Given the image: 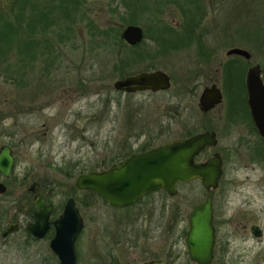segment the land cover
Masks as SVG:
<instances>
[{"label":"rangeland","instance_id":"1","mask_svg":"<svg viewBox=\"0 0 264 264\" xmlns=\"http://www.w3.org/2000/svg\"><path fill=\"white\" fill-rule=\"evenodd\" d=\"M43 1L24 3L28 9L29 3ZM80 1L82 14L70 23L67 42L54 45L57 60L48 67V74L39 78L43 90L31 103V110L14 114L16 110L7 101L18 97L16 89L0 80V115L10 113L0 122L7 129L17 130L11 147V174L8 180L0 177L6 187L0 195V214L8 213L2 227L10 216L21 225L19 231L0 239V264H40L44 257L53 255L48 237L26 241L23 232L29 218L19 208L32 181L54 182L51 202L63 204L67 197H73L83 222L74 242L76 264H98L113 256L120 264H138L152 258H165V264H194L187 258L183 240L187 211L205 197L198 180L178 184L173 196L153 192L129 209H113L101 199L83 206L76 199L84 195L73 188V179L79 173L105 168L104 162L126 151H138L150 136L154 138L152 146H156L201 130H212L217 143L195 160H203L213 151L222 159L220 186L213 197L211 264H264V153L246 115L237 107H229L215 71L218 61L230 57L225 50L234 46L249 52L246 67L260 64L252 45L244 43L236 32L245 28L244 16L232 0H200L207 14L196 25L193 41L160 46L155 60L142 59L130 69L139 71L146 63L163 70L170 77L169 89L126 96L112 88L117 79L111 69L113 53L100 43V36L93 34L121 29V19H127L128 12L134 10L136 24L143 29V47L151 49L154 22L158 19L171 26L179 23L188 0L166 4L161 2L164 0ZM129 3L137 5L133 8ZM16 4L14 0H0V10H14ZM35 71L39 69L35 67ZM213 82L221 88L222 101L202 113L197 107L198 95ZM6 140L3 136L0 144ZM65 170H71L68 180L63 178ZM241 221L258 224L260 238H252L248 226L243 231ZM54 260L56 264L55 256Z\"/></svg>","mask_w":264,"mask_h":264},{"label":"water","instance_id":"2","mask_svg":"<svg viewBox=\"0 0 264 264\" xmlns=\"http://www.w3.org/2000/svg\"><path fill=\"white\" fill-rule=\"evenodd\" d=\"M120 37L128 45L137 44L143 38L141 27L127 24L121 29ZM225 55H236L243 59L250 57L247 50L236 46L227 48ZM169 85L167 74L159 69L141 71L112 82L114 90L123 92H155L165 90ZM244 86L250 120L264 147V84L258 64L247 67ZM220 100L219 90L211 85L202 90L198 103L206 110ZM216 143L215 136L207 131L170 139L147 150L132 153L103 169L79 173L73 179V186L76 190L93 192L111 207H124L157 189L173 196L177 183L198 180L205 190V197L202 202L193 204L186 213L185 252L188 260L194 264H211L214 247L211 201L221 175V160L217 152L201 161H195L194 158L204 147ZM13 163L10 147L1 144L0 175L3 178L9 176ZM37 189L38 183L35 181L27 186V191L33 193L30 198L33 219L25 227L33 237L41 238L49 227L52 204H46ZM4 190L5 186L0 182V193ZM51 226L53 232L47 245L56 258V264H76L74 241L83 222L73 197L65 199L60 212L51 221ZM14 227L9 224L1 235H6ZM250 230L254 236L259 234L256 226H251ZM263 260L264 256L261 258ZM139 264H164V260L150 259Z\"/></svg>","mask_w":264,"mask_h":264},{"label":"trees","instance_id":"3","mask_svg":"<svg viewBox=\"0 0 264 264\" xmlns=\"http://www.w3.org/2000/svg\"><path fill=\"white\" fill-rule=\"evenodd\" d=\"M14 1L18 4H16L14 10L13 7L10 10L8 9L12 12L8 13V10L7 12L0 10V80L16 89L18 97H15V100L7 101V104H12V107L16 110L14 114L23 115L31 110V103L34 102L37 95L43 90L44 84L39 78L44 75L46 76L48 74V67L57 60V55L54 54L53 51L54 45L57 46L67 42L70 34V23L75 19H79L82 12L80 10V0H57V3L54 4L53 0L31 2L28 5V9L24 3L26 0ZM232 1L238 13L244 16L243 26H245V28H241L240 30L237 29L236 32L244 39V43H250L252 45L251 50L257 52V55L261 58L260 64H257L260 67L261 78L264 84V0ZM161 2L165 4L173 3V0H164ZM129 4V6L133 8L137 5V3ZM181 13H183V19L179 20L177 25L171 26L158 19L154 22L153 33L151 35L153 43L161 47L171 46L172 44L180 45L187 43V41H191L193 37L196 36L193 29L197 24L199 25V22H201L204 17L200 0H188L187 7L185 10H182ZM136 17V12L131 10L128 12L127 19H121V24H123V26L127 24H136ZM121 29H110V33L106 30H99L93 34L95 36H100V43L103 45L106 44V47L110 49L109 51L113 53L114 64H112L111 69L114 76L117 78H122L130 72L133 65L141 64L143 62L142 59L148 58L150 60L153 58L149 48L146 49L143 47L145 45L143 39L134 45L126 44L120 37ZM175 29L178 30L176 31ZM108 38H110V43H106ZM249 61L244 60L240 56H230L227 58L222 64L221 86L229 107L239 108L240 111L246 115L251 129L257 134L249 118L245 103L243 76L245 67L249 64ZM137 62L139 64H136ZM145 65V67L139 70L152 69V67L147 66L146 63ZM35 67L39 69L38 73L35 71ZM27 102L29 106L26 105ZM7 116H10V113L1 114L0 120ZM16 131L17 130H11L10 128L7 129L0 122V139L3 136L7 137V140L3 141V143L13 147L17 135ZM153 139L154 138L150 136L149 139L145 140L140 145L138 150L143 151L150 148ZM260 140L261 139H259V143L264 153V148ZM111 161H113V159L103 164L108 165ZM70 172L71 170L64 171L63 178L65 180H68L70 177ZM38 184L46 200L51 202L50 197L53 186L55 185L54 182L38 181ZM47 184L50 185V187H47ZM81 192L84 198H77L76 200L82 203L83 206H91L95 199H101L91 191ZM157 193L161 194L163 192L157 191ZM151 194H153V192L147 193L144 197H148ZM101 200L106 202L103 199ZM140 200L141 199L121 209H129ZM51 203L53 204V214H55L61 209L62 202L53 201ZM3 218L4 217L0 214V231ZM23 232L26 241L33 240L26 230H23ZM106 262L108 264H120L115 256L109 257ZM40 264H55L54 256L49 254L42 259Z\"/></svg>","mask_w":264,"mask_h":264},{"label":"flooded vegetation","instance_id":"4","mask_svg":"<svg viewBox=\"0 0 264 264\" xmlns=\"http://www.w3.org/2000/svg\"><path fill=\"white\" fill-rule=\"evenodd\" d=\"M202 14H204V17L206 16V14H207V11L205 10V8H204V6L202 5ZM203 17V18H204ZM203 18H202V20H203ZM178 24V22L177 23H175L174 25H177ZM141 30H142V34H143V29L141 28ZM195 28L193 29V31H194V33H195ZM195 39V37H193V39H192V41ZM152 48L151 49H149L150 51H151V55H152V60H155V58L158 56V47H160L158 44H155V43H153L152 44V46H151ZM230 56H236V55H230ZM205 60H209V61H212L213 59H208V57H206V58H204ZM244 60H246V61H249L250 60V57H249V59H244ZM222 64H223V61H218L217 62V66H216V69H215V71H216V73L217 74H219V77H220V79L222 80ZM252 65V64H251ZM250 65H248L247 67H249ZM247 67H246V69H247ZM155 69H158V68H155ZM154 68H152V69H149V70H139V71H130V72H128L125 76H123L122 78H117V79H123V78H125V77H127V76H129V75H133V74H136V73H138V72H141V71H150V70H155ZM246 69H245V71H246ZM159 70H161V69H159ZM161 71H163V70H161ZM245 71H244V75H245ZM164 72V71H163ZM166 73V72H165ZM167 74V73H166ZM167 76H168V78H169V83H170V85H171V82H170V77H169V75L167 74ZM243 84H244V76H243ZM170 85H169V87H170ZM211 85H214L218 90H219V93H220V95H221V100H220V102L219 103H216V104H214V105H212L211 107H209L208 109H206V110H204L203 108H202V106H200L199 105V103H198V98H199V96H200V94H201V92H202V90L204 89V88H207V87H209V86H211ZM169 87L167 88V89H165V90H161V91H155V92H151V91H148V90H146V91H136V92H123V91H116V92H120L121 94H124V95H126V96H128V95H133V94H136V93H141V92H149V93H156V92H162V91H166V90H168L169 89ZM244 89H245V86H244ZM114 90V89H113ZM222 91H221V88L219 87V86H217V84H216V82H213V83H210L208 86H204L201 90H200V93H199V95H198V98H197V107H198V109L200 110V112H202V113H206L207 111H209V110H211L213 107H215L216 105H219L220 103H221V101H222ZM245 103H246V91H245ZM247 111H248V109H247ZM248 115H249V113H248ZM249 118H250V116H249ZM252 123V122H251ZM253 125V124H252ZM254 127V126H253ZM255 129V128H254ZM202 131H207V132H211L214 136H215V138H216V135H215V133L212 131V130H201V131H198V132H202ZM256 131V130H255ZM198 132H195V133H198ZM191 134H194V133H191ZM191 134H189V135H191ZM189 135H187V136H189ZM258 135V134H257ZM187 136H184V137H187ZM182 138V137H181ZM260 138V137H259ZM217 139V138H216ZM262 143V142H261ZM3 144V143H2ZM5 144V143H4ZM1 145V144H0ZM9 146V145H8ZM10 147V149H11V153H12V148H11V146H9ZM151 147H153V146H151ZM150 147V148H151ZM213 147H215V145L214 146H208V147H204L202 150H200L199 151V153L195 156V158L200 154V153H202L205 149H208V148H213ZM264 148V147H263ZM147 149H149V148H147ZM147 149H145V150H147ZM144 151V150H143ZM136 152H141L140 150H138V151H136ZM136 152H133V151H130V152H128V151H126V153H124V155L123 156H120V157H117L116 159H114L113 161H111L107 166H109L110 164H112V163H115V162H118L119 160H121V159H123V158H125V157H127V156H129L130 154H132V153H136ZM213 152H217V151H213ZM212 152V153H213ZM212 153L210 154V155H212ZM218 153V152H217ZM219 154V156H220V160H221V175H220V177H219V179L217 180V185H216V187H215V189H214V192H213V197H214V194H215V192L218 190V188H219V184H220V180H221V177H222V159H221V155H220V153H218ZM12 155H13V153H12ZM209 155V156H210ZM208 156V157H209ZM13 158H14V155H13ZM195 158H194V160H195ZM207 158V157H206ZM206 158H204V159H206ZM203 159V160H204ZM195 161H197V160H195ZM201 161V160H200ZM14 164V163H13ZM106 166V167H107ZM13 167V166H12ZM10 174H11V171H10V173H9V176H10ZM9 176L8 177H6V178H3L1 175H0V177L2 178V180H8L9 179ZM4 186H5V184H4V182L3 181H0ZM38 183V182H37ZM184 183V182H183ZM178 184H180V183H177L176 184V186L178 185ZM5 191H6V187H5V190H4V192L3 193H0V195L1 194H4L5 193ZM157 191H162L163 193H165L163 190H161V189H157V190H155V191H150V192H157ZM26 192H27V195H25V197L23 198V202L21 203V206H20V208H19V210H20V213L22 214V215H24L25 217H28L29 218V221H25L24 222V226L22 227V228H24V230H26V232L30 235V237L33 239V240H38V239H41V238H43L44 236H46V237H48V240L50 239V237H51V235H52V232H53V230H52V226H51V221L58 215H56L55 217H51L52 215H53V204L51 203V202H48L47 200H46V198H45V195H44V193L42 192V190H41V188H40V186H39V184H38V189H37V192H40L41 194H42V196H43V198H44V201H45V203L46 204H52V212H51V215H50V217H49V227H48V229H47V231H46V233L41 237V238H35V237H33L30 233H29V231L26 229V227H25V224L27 223V222H31L32 221V219H33V209H32V205H31V200H30V198L33 196V193H31V192H29V191H27V187H26ZM149 193V192H148ZM147 194V193H146ZM145 194V195H146ZM144 195V196H145ZM143 196V197H144ZM143 197H141L140 199H142ZM213 197H212V201H211V207H212V213H213ZM139 200V199H138ZM64 203V202H63ZM135 203V202H134ZM133 203V204H134ZM76 204V203H75ZM63 205V204H62ZM131 205V204H130ZM77 206V205H76ZM129 206V205H128ZM111 207V206H110ZM124 207H126V206H124ZM124 207H111V208H113V209H121V208H124ZM62 208V207H61ZM78 208V207H77ZM61 210V209H60ZM60 212V211H59ZM2 215V217H5V216H8V213H3V214H1ZM9 219H7L6 220V225L4 226V227H2L1 228V231H0V239L1 240H4V239H6L8 236H10L12 233H15V232H17V231H19L20 230V228H21V225H19V220L17 219V218H14V216H10V217H8ZM240 221V220H239ZM244 221H246V220H244ZM242 222V221H241ZM15 225V227H14V229L13 230H11L9 233H7L6 235H4V236H2L1 234H2V231L5 229V228H7L8 227V225ZM213 225V224H212ZM248 226V232H249V234L251 235V237L252 238H260V236H261V234H262V231H261V228H260V226L258 225V224H256V223H247V222H242V224H241V229L244 231L245 229H246V227ZM251 226H256L257 228H258V231H259V234L257 235V236H254L252 233H251V230H250V228H251ZM214 227V226H213ZM214 240H215V229H214ZM184 241V240H183ZM75 242V241H74ZM213 253H214V247H213ZM262 256H264V253H262V255H261V258H262ZM152 259H163L164 260V264L166 263V259L165 258H152ZM148 260H150V259H148ZM146 261V260H145ZM264 261V260H263ZM143 262V261H142ZM107 263V262H106ZM139 264V263H138Z\"/></svg>","mask_w":264,"mask_h":264}]
</instances>
